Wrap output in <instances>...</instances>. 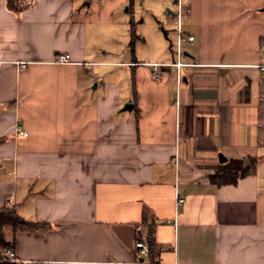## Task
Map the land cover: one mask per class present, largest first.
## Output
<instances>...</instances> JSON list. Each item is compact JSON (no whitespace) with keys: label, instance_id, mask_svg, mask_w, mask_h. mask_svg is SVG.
I'll list each match as a JSON object with an SVG mask.
<instances>
[{"label":"crops","instance_id":"crops-1","mask_svg":"<svg viewBox=\"0 0 264 264\" xmlns=\"http://www.w3.org/2000/svg\"><path fill=\"white\" fill-rule=\"evenodd\" d=\"M131 4L0 0V208L41 222L17 259L264 264V0H190L181 57Z\"/></svg>","mask_w":264,"mask_h":264},{"label":"rangeland","instance_id":"rangeland-1","mask_svg":"<svg viewBox=\"0 0 264 264\" xmlns=\"http://www.w3.org/2000/svg\"><path fill=\"white\" fill-rule=\"evenodd\" d=\"M175 0H131L132 10L127 13L131 22L148 36V42L142 43L146 48L163 45L164 49L172 48L176 56L177 25L173 22L167 8H174ZM128 7L125 6V9ZM126 14V12H122ZM143 38V37H142ZM186 47V43L183 45Z\"/></svg>","mask_w":264,"mask_h":264},{"label":"built area","instance_id":"built-area-1","mask_svg":"<svg viewBox=\"0 0 264 264\" xmlns=\"http://www.w3.org/2000/svg\"><path fill=\"white\" fill-rule=\"evenodd\" d=\"M190 0H175L174 2V9L171 10L172 12V19L174 20V23L177 25V55L178 57H181L182 52H183V48H182V43L183 41L189 40V41H193L194 40V36L193 35H185V33L183 32V17L185 15V10L187 5L189 4ZM58 62L61 63H67L70 62V55L67 53L64 54H60L58 56L57 59ZM176 64L178 66L183 65V63L178 60L176 62ZM16 134L17 135H28V131L26 129H24L21 125L16 124ZM184 199H180V201L182 202ZM138 233H139V237H138V241H137V245L139 247L140 253L143 254L144 256H149V241H148V235L147 233H145L142 229L141 226H139L138 228ZM4 260L7 261H15V262H21L19 259H17L16 256V252L13 248H8L5 252V256H4ZM32 264H41L40 261L35 260L32 261ZM147 264H150L149 261H147Z\"/></svg>","mask_w":264,"mask_h":264},{"label":"trees","instance_id":"trees-1","mask_svg":"<svg viewBox=\"0 0 264 264\" xmlns=\"http://www.w3.org/2000/svg\"><path fill=\"white\" fill-rule=\"evenodd\" d=\"M14 0H8L9 6H13ZM41 222L28 221L22 218L14 206L7 205L0 208V264H24L22 262L4 260L5 252L8 248H14V238L7 237V230L11 229L14 233L19 230L33 231L39 229ZM150 256H152L153 246L155 245L152 233L149 234Z\"/></svg>","mask_w":264,"mask_h":264},{"label":"water","instance_id":"water-1","mask_svg":"<svg viewBox=\"0 0 264 264\" xmlns=\"http://www.w3.org/2000/svg\"><path fill=\"white\" fill-rule=\"evenodd\" d=\"M128 106V105H127ZM222 157V156H221Z\"/></svg>","mask_w":264,"mask_h":264}]
</instances>
